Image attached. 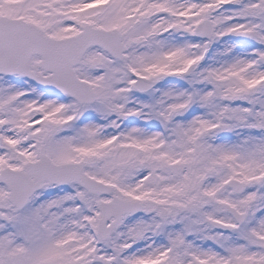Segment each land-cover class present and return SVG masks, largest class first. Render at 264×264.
<instances>
[{"label": "snow or ice", "instance_id": "6c2138e0", "mask_svg": "<svg viewBox=\"0 0 264 264\" xmlns=\"http://www.w3.org/2000/svg\"><path fill=\"white\" fill-rule=\"evenodd\" d=\"M0 264H264V0H0Z\"/></svg>", "mask_w": 264, "mask_h": 264}]
</instances>
